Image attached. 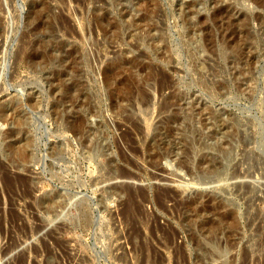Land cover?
<instances>
[{"label":"rangeland","instance_id":"obj_1","mask_svg":"<svg viewBox=\"0 0 264 264\" xmlns=\"http://www.w3.org/2000/svg\"><path fill=\"white\" fill-rule=\"evenodd\" d=\"M255 131L264 6L0 0V264H264Z\"/></svg>","mask_w":264,"mask_h":264},{"label":"bare ground","instance_id":"obj_2","mask_svg":"<svg viewBox=\"0 0 264 264\" xmlns=\"http://www.w3.org/2000/svg\"><path fill=\"white\" fill-rule=\"evenodd\" d=\"M257 7H262V6H264V4H263V1L264 0H251ZM201 79V78H200ZM165 81H167V80H165ZM160 83H161V81H159ZM167 82H169V81H167ZM167 82H165L164 84L162 83V85L161 86H163V85H165V84H167ZM190 82H193V80H191ZM197 82V81H196ZM174 83V82H173ZM159 84V83H158ZM170 84L172 85V83H171V81H170ZM170 84H167V85H169L170 86ZM195 84V83H194ZM193 84V85H194ZM160 86V85H159ZM166 86V85H165ZM201 86V85H200ZM167 87V86H166ZM169 88H171V86L169 87ZM176 88V87H175ZM164 89H166V88H164ZM168 90V89H167ZM175 90V89H174ZM160 92V91H159ZM172 95H174V92H173V94ZM177 95H178V93H177ZM168 97H169V95H168ZM172 97V96H171ZM174 98V97H173ZM162 109V108H161ZM159 110V109H158ZM159 111H162V110H159ZM207 111V110H206ZM206 111H204L205 113H203V114H210L211 116H213V123L211 122H209V123H206V122H204L203 123V126H204V128H206V127H208L209 129H211L210 131H211V135L214 137V138H212V139H214L213 141H212V139H211V141L213 142H210V143H212V144H214V152L212 153V152H208V148H207V153L205 154L204 153V155L203 156H200V157H202V158H198V159H200L201 160V162H204V163H206V164H208L209 165V168H213V169H216L217 170V173L221 170V168H219V166H220V159H219V157L221 158V156H222V158H223V156L225 155L226 156V154L228 155V150H227V148H229L230 147V149H231V147H233L232 146V144H231V140L229 141V144L227 143V139H225V136H224V134H226V129H233V128H231V127H228V124H226L227 126H225V123H224V120L222 121H220L219 120V118H217L219 115H220V113H221V111H220V113L217 111V112H215V111H210V110H208L207 112ZM181 112H182V110H181ZM180 112V113H181ZM185 112H186V110H185ZM187 112H188V110H187ZM189 112H190V110H189ZM188 112V113H189ZM193 111H191L190 113H192ZM203 112V111H202ZM201 112V113H202ZM163 113V112H162ZM176 113V112H175ZM175 113H174V115H175ZM201 113H198L197 112V114L199 115H201ZM222 113H227V112H222ZM173 115V114H172ZM214 115H216V116H214ZM226 115V114H225ZM228 115V114H227ZM203 116V115H202ZM174 117V116H173ZM176 117V116H175ZM215 117V118H214ZM228 117V116H227ZM210 118V117H209ZM175 119V118H174ZM203 119V118H202ZM207 119V118H206ZM79 120V119H78ZM166 121V120H165ZM80 122V121H79ZM86 122V121H85ZM158 122H159V120H158ZM169 122V121H168ZM203 122V121H202ZM156 123V122H155ZM201 123V122H200ZM85 124V123H84ZM83 124V122L82 123H80V124H77L78 126H74V128L76 127V129L78 130V131H81L82 129H84L85 128V125ZM157 124V123H156ZM169 124V123H168ZM161 125H164V124H161ZM172 125V124H171ZM90 126V125H89ZM158 126V125H157ZM167 126H169V125H166V127ZM173 126V125H172ZM78 127V128H77ZM81 127V128H80ZM176 127H178V126H176L175 125V127H174V130L176 129ZM201 127V126H200ZM171 128V127H170ZM166 128V135H170V136H172L175 132H174V130L171 128ZM179 129L181 128V127H178ZM163 129H165V128H163ZM207 129V128H206ZM209 129H208V132H209ZM229 129V130H230ZM75 130V129H74ZM181 130V129H180ZM179 130V131H180ZM234 130H236V129H233V131ZM159 131H161V130H159ZM164 131V130H163ZM177 131V133L179 134V132H178V130H176ZM237 131V130H236ZM236 131L234 132V134L236 135ZM181 132V131H180ZM198 132V131H197ZM203 132V131H202ZM207 132V131H206ZM207 132V133H208ZM82 133V132H81ZM158 133H160V132H158ZM162 133V132H161ZM164 133V132H163ZM173 133V134H172ZM210 133V132H209ZM209 133H208V136H209ZM237 133H238V131H237ZM77 134V133H76ZM172 134V135H171ZM228 134L229 135H231V131H228ZM227 134V135H228ZM255 134L257 135L256 137H254L253 138V140L252 139H250V136H244V137H249V138H243V137H241L240 135V140H239V142H240V144L243 146V147H245L246 145H248V144H251V142H254V144L255 143H257V145L259 146V147H261L262 149H264V135H261L262 133H260V132H257V131H255ZM159 136H161L160 134H158ZM177 135V134H176ZM234 135V136H235ZM169 136V137H170ZM175 136V135H174ZM178 136V135H177ZM200 136V135H199ZM232 137H233V135H231ZM238 136V137H239ZM254 136V135H253ZM162 137V136H161ZM166 137V136H165ZM207 137V136H206ZM227 137V136H226ZM232 137H230V138H232ZM235 137H237V135L235 136ZM233 138V139H235L236 140V138ZM164 138V137H163ZM222 138V139H221ZM164 139H166V138H164ZM167 139H168V137H167ZM237 139H239V138H237ZM160 140H161V138H160ZM163 140V139H162ZM169 141V140H168ZM236 142L238 143V141L236 140ZM162 143V142H161ZM166 143V142H165ZM235 143V142H234ZM237 143H235V144H237ZM163 144V143H162ZM234 144V145H235ZM167 145V144H166ZM210 145V144H209ZM212 146V145H211ZM227 146H229V147H227ZM163 147H164V145H163ZM207 147V146H206ZM209 147V146H208ZM213 147V146H212ZM211 147V148H212ZM89 148V147H88ZM210 148V149H211ZM258 148V147H257ZM260 148V149H261ZM213 149V148H212ZM211 149V150H212ZM164 150H165V148H164ZM206 150V149H205ZM168 151V150H167ZM166 151V152H167ZM170 151V150H169ZM203 152V151H202ZM263 152H264V150H263ZM155 153H157V152H155ZM158 153H160V152H158ZM158 153H157V155H158ZM165 154V153H164ZM164 154L162 155L164 158H165V156H164ZM202 154V153H201ZM156 155V156H157ZM160 154L158 155V157L159 156H161ZM166 155V154H165ZM175 155V154H174ZM177 155V154H176ZM200 155V154H199ZM155 156V155H154ZM153 156V157H154ZM155 156V157H156ZM167 156V155H166ZM179 156V155H178ZM163 157H161V158H163ZM168 157V156H167ZM180 157V156H179ZM179 157H176V160H177V158H179ZM227 157V156H226ZM157 158V157H156ZM173 158H175V157H172V159ZM183 156L182 157H180L179 159H178V161L177 162H175V163H177V166L179 167V168H182V166H184L185 165V161H183ZM166 159V158H165ZM169 159H171V158H169ZM220 160V161H219ZM154 162H156V161H154ZM197 162V161H196ZM189 163H190V161H189ZM187 164V163H186ZM197 164V163H196ZM199 164L201 165V163L199 162ZM198 165V164H197ZM203 165V164H202ZM208 165H206V166H208ZM176 166V167H177ZM221 166H223V165H221ZM157 167H159V166H157ZM188 167V166H187ZM191 167V166H190ZM196 167H198V166H196ZM185 168V167H184ZM189 168V167H188ZM199 168V167H198ZM198 168H196V169H198ZM202 168H206V167H202ZM202 168H201V171H204V169L202 170ZM208 167H207V169H209ZM220 170H219V169ZM224 168H225V166H224ZM120 169H122V168H120ZM154 169H156V168H154ZM186 169V168H185ZM190 169V168H189ZM192 169V168H191ZM200 170V169H199ZM219 170V171H218ZM121 171V170H120ZM126 171V170H125ZM124 171V172H125ZM187 171V170H186ZM185 171V172H186ZM215 170H213V172H214ZM124 172H120V173H118V176H119V178H120V176H121V178L123 177V175H126ZM197 172V171H196ZM205 172V171H204ZM204 172H202V173H204ZM206 172H208V174L210 173V172H212V171H207L206 170ZM193 172H191V174H192ZM113 174H114V172H113ZM112 174V175H113ZM129 174V173H128ZM188 174V173H187ZM201 174V173H200ZM208 174H206V176L208 175ZM115 175H117V174H115ZM132 175V174H131ZM195 175V174H194ZM117 176V177H118ZM130 176V175H129ZM134 176V175H133ZM192 176V175H191ZM204 176V175H203ZM206 176H204V177H206ZM209 176V175H208ZM208 176H207V178H208ZM161 177V176H160ZM159 177V178H160ZM202 177V176H201ZM200 177V178H201ZM115 178H116V176H115ZM161 178H163V177H161ZM191 178V177H190ZM194 178V177H193ZM195 178H196V176H195ZM118 179V178H117ZM129 179V178H128ZM205 179V178H204ZM134 180V179H133ZM164 180V179H163ZM162 180V181H163ZM199 180V179H198ZM132 181V180H131ZM160 181V180H159ZM201 181V180H200ZM204 181V180H203ZM134 182V181H133ZM133 184V183H132ZM194 184V183H193ZM200 184V183H199ZM186 185V184H185ZM184 185V186H185ZM120 186V185H119ZM119 186H118V188H119ZM122 186V185H121ZM130 186V185H129ZM180 186V185H179ZM187 186V185H186ZM185 186V187H186ZM181 187V186H180ZM188 187V186H187ZM132 188V187H131ZM135 188V187H134ZM125 189V188H124ZM136 190V189H135ZM157 194V193H156ZM126 261H128V260H126Z\"/></svg>","mask_w":264,"mask_h":264}]
</instances>
